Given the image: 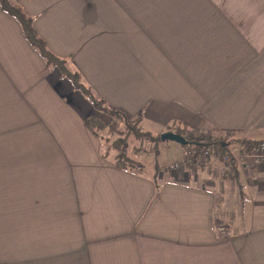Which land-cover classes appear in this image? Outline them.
<instances>
[{
  "label": "crops",
  "instance_id": "0c3cea01",
  "mask_svg": "<svg viewBox=\"0 0 264 264\" xmlns=\"http://www.w3.org/2000/svg\"><path fill=\"white\" fill-rule=\"evenodd\" d=\"M17 1L109 104L264 141V0ZM89 114L0 8V264H264V163L122 170Z\"/></svg>",
  "mask_w": 264,
  "mask_h": 264
},
{
  "label": "trees",
  "instance_id": "16d2710c",
  "mask_svg": "<svg viewBox=\"0 0 264 264\" xmlns=\"http://www.w3.org/2000/svg\"><path fill=\"white\" fill-rule=\"evenodd\" d=\"M0 8L13 17L20 25L21 31L29 45L37 51L49 69H56L60 75L67 79L73 88L78 91L91 105L97 114H89L83 120L85 126L99 139L100 151L103 158H110L113 153L114 164L122 170L134 169L137 166L129 146L133 147L135 140L161 141L160 135H152L144 131L137 124L130 122V115L114 105L109 104L98 95L92 86L86 82L81 72L73 65L69 57L56 55L47 45L46 41L35 29V16L27 12L17 0H0ZM106 118V119H105ZM173 132L184 136L188 144L194 148H214L221 146L223 137L212 136L201 141L186 134V129L173 124ZM136 150V149H135Z\"/></svg>",
  "mask_w": 264,
  "mask_h": 264
},
{
  "label": "rangeland",
  "instance_id": "374dc122",
  "mask_svg": "<svg viewBox=\"0 0 264 264\" xmlns=\"http://www.w3.org/2000/svg\"><path fill=\"white\" fill-rule=\"evenodd\" d=\"M147 109V108H146ZM152 109V108H149ZM155 116H150L149 110L142 109L138 113L131 116L130 114V122L132 124H137L144 131L150 132L152 135H160L166 131L173 130V125L167 127L165 122L167 120V115L163 116L160 112ZM106 119V118H105ZM176 124V123H175ZM178 124V123H177ZM194 137L193 135H190ZM224 137V136H220ZM260 137V135H259ZM262 137V136H261ZM133 143V147L129 146V154L131 153V157L135 162H140L143 165V169L147 172L155 171V168L162 165H168L173 162H181V158H183V152H186V149L189 147H194L193 144L180 145L174 141H145V140H135ZM236 140L232 141L235 142ZM237 143V141H236ZM231 144V143H230ZM183 148L184 151H183ZM136 149V150H135ZM113 158V153L110 155ZM184 157H186L184 155ZM185 160V159H184Z\"/></svg>",
  "mask_w": 264,
  "mask_h": 264
},
{
  "label": "built area",
  "instance_id": "2783aa9c",
  "mask_svg": "<svg viewBox=\"0 0 264 264\" xmlns=\"http://www.w3.org/2000/svg\"><path fill=\"white\" fill-rule=\"evenodd\" d=\"M185 155L186 157L183 162L170 165L173 171L180 170L186 165L196 168L200 167L206 161H210L212 156H216L224 162L226 172H233V161H235L241 170H246L264 163V141L253 142L242 138L235 144H227L223 150L219 146L210 149L202 148L200 150L188 148Z\"/></svg>",
  "mask_w": 264,
  "mask_h": 264
},
{
  "label": "water",
  "instance_id": "95a60500",
  "mask_svg": "<svg viewBox=\"0 0 264 264\" xmlns=\"http://www.w3.org/2000/svg\"><path fill=\"white\" fill-rule=\"evenodd\" d=\"M160 139H161V141H166V140L174 141L180 145H187L188 144V140L184 136H182L178 133H175L173 131H166L164 133H161ZM222 146H224V144H222Z\"/></svg>",
  "mask_w": 264,
  "mask_h": 264
}]
</instances>
